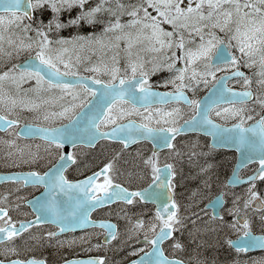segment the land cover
<instances>
[{
	"label": "flooded vegetation",
	"instance_id": "1",
	"mask_svg": "<svg viewBox=\"0 0 264 264\" xmlns=\"http://www.w3.org/2000/svg\"><path fill=\"white\" fill-rule=\"evenodd\" d=\"M237 1L85 0L81 5L82 11L79 14L75 13V15L73 11L62 7L64 11L58 12L59 19L56 25L87 30L84 32L87 35L86 39L99 45V47L109 42L108 44H111L110 49L115 51L118 63L136 58L138 63L147 64L162 61L167 55V59L161 64L162 66L170 64L169 67L153 71L139 69L138 66L135 72L118 69L114 74L107 72L98 75L84 73L83 70L76 69V67L80 68L84 65L80 63V59L83 58L80 55L75 63L71 62L65 70H59L66 75L85 78L86 80L91 79L94 83L88 81L98 88L114 83L121 86L124 82H131L128 87L130 92L127 95L114 98L112 95L108 96L111 104L106 110L104 118L98 124L99 130L105 131L115 124L134 120L143 127L175 132L177 137L171 149L161 152H153L152 146L147 141L125 148L122 143L117 142L118 138L115 136L112 139L97 142L94 147L77 145L71 148L69 152L68 159L71 163L60 171V166L54 168L56 162L63 155L60 144L46 142L40 137L27 135L25 129L21 128V125L25 123H40L38 121L26 122L19 117L16 118L0 111V114L5 118L17 122V125L12 127L14 128L12 132L0 134L2 136L7 135L12 139L13 148L35 150L36 146H41L50 151L24 152L22 155L26 159V164L16 160L13 161L17 163L16 166L13 163L8 164L4 169L0 167V172L35 174V176H20L17 181L0 186V190L3 189L1 192H7L14 196V199L20 201L19 206H16L13 200L7 205L0 204V207L8 209V216L0 221V226L7 223L17 225L21 221L34 218V213L24 202L44 192L45 186L39 184V175H41L42 181L50 187L59 188L62 193L60 199L65 204L63 209L72 210L75 216L82 218V221H65L61 223V226L51 223L31 226L21 235L1 244L0 252L3 247L8 245L23 247L26 250L25 256L12 257L20 259L31 257L42 261V263L34 262L31 264H111L112 258H118L115 264H127L148 253L154 247V240L159 242L161 236L170 235L167 239H163L159 247L162 255L168 259L179 261V264H223L224 258L213 256L220 248L226 253V257H229V252L231 259H233V255L243 257L245 260L240 264H249L255 261L256 257L264 258V250H238L229 247V244L225 248L224 236L227 235L224 234L225 218H230V221L226 223V227L232 228L230 232L235 231L240 235L246 232L259 233L263 236L264 242V227L257 228L254 222L257 211L250 206L255 198L264 199V191L263 193L256 192L257 189H264V172L261 177L256 179L255 171L258 169V163L251 162L242 165L237 174V178L242 180V183L236 187H228L226 183L228 177L233 176L232 169L236 161V153L230 149H211L219 152L210 151V153L214 156L223 155V167H220L219 171H222L220 173L221 189L225 190V193L233 194L238 189L250 191L248 201L239 205L236 211L231 214H227V211L232 203H236L232 202V198L235 196H226L224 192L225 205L218 217H214L209 211L184 214L179 213L178 210L170 218L161 217L156 211L155 205L147 201L148 196H144L143 199L134 196L129 203L117 202L106 207L90 209L91 201L110 184H118L129 191L137 192L144 188L148 190L152 182L162 183V179H155L158 176L157 170L161 167L166 168L171 174L170 186L172 191L176 188L187 189L190 185L188 177L192 174H197L194 185H199L204 178L203 174H206V171L209 173V170H201L198 166L196 168L189 166L187 162L192 163L191 152H177L176 147L182 143L188 145L196 141L207 142L209 138L205 136L203 131L177 129L183 122L193 117L198 100L221 77L224 79L220 80V84L215 88L216 91L227 86L236 90H249L253 93V97L250 100H228L222 104L212 105L209 117L219 125H234L238 131H242V133L232 136L235 139L254 137L255 133H249V131L256 130L257 120H260L259 123L264 129V97L262 100L257 99V88L248 87V84H237L239 79L247 77V70L240 64L229 46L231 38L242 33L243 27H240L239 24L243 23L238 21L224 23L217 19L224 10L229 9L233 2ZM60 5L62 6V4ZM205 8L207 9L206 17H201V21L194 20L192 12L194 15L201 14ZM196 24L203 26L201 31L196 30ZM224 24H231L234 27H224ZM209 30L224 31L226 35H231V38L217 40L214 36L215 33H208ZM69 35L64 34L63 36L68 37ZM82 41L84 40L81 39L79 42ZM208 43L215 44V46L206 65L214 69L223 67L225 69L212 79L200 95L191 96L189 94L191 84H193V88H198L202 84H197L195 81L180 82L177 79L180 75L182 76L183 72L181 61L186 53L194 50L195 46ZM164 44L168 48H161ZM259 44L262 45L264 51V36ZM127 45L133 46L131 49L135 51L136 56L128 54L129 51L125 49ZM90 46L93 44L91 43ZM96 48L101 56L106 54L105 51ZM154 50H158V52H154ZM218 50L221 51V55L214 60ZM226 50L232 56H229ZM138 54L145 56L140 57L137 56ZM93 55H96V52L93 51ZM175 60L176 63H174ZM233 66L235 67L233 68ZM16 72L23 76L21 84L23 89L29 88L33 84H39L47 89L72 87L73 90L86 97V101L95 97V90L89 89L84 83V79H78L77 83L73 85H54L32 70H16ZM254 75L258 76L260 72L254 70ZM10 76L7 68L1 70V79H7ZM172 78L176 83L166 81ZM251 83L254 84L255 79ZM166 84H172V86H165ZM154 91H169L176 94L172 97H163L154 94ZM212 99L215 100L216 97L212 96ZM105 108L106 106H104ZM236 109H247L243 116L251 117L249 119H233ZM16 134L27 140L17 137ZM138 137L145 140L143 135ZM210 159L208 162H213V157ZM180 160H182V164L179 163ZM28 166L33 167L29 168ZM182 177L183 181L179 183ZM71 183H81L83 188L80 189L79 186L76 187ZM176 191L173 192L175 204ZM56 192L57 190H52V194ZM237 202L241 203L239 200ZM193 217L196 219L192 221ZM200 223L207 224L209 229L215 227L216 237L223 236L212 246L210 251L207 250L208 247L199 246L198 240L200 238L194 239L187 233L189 228ZM261 224H264V221ZM246 225L249 228H246ZM75 226H82V229H70ZM111 232L115 234L114 239L105 243L103 239H107ZM122 235L127 237L123 239ZM205 239L206 237L202 238V241L204 242ZM226 242L228 243V239ZM115 248L119 249L120 258L119 256L115 257L119 254H113L112 249ZM9 258L11 257H3V259ZM152 258H160V253ZM152 264H160V261L153 260Z\"/></svg>",
	"mask_w": 264,
	"mask_h": 264
},
{
	"label": "rangeland",
	"instance_id": "2",
	"mask_svg": "<svg viewBox=\"0 0 264 264\" xmlns=\"http://www.w3.org/2000/svg\"><path fill=\"white\" fill-rule=\"evenodd\" d=\"M50 1V12H56L58 9L59 0H49ZM234 4L232 10L226 13L221 20L226 22H231L233 20L242 21L248 23L255 27L254 30H248V33L239 39V36L234 35L231 38V35H226L224 31H208V33H215L217 40L221 39H230L229 46L233 50H237V59L240 61V64L247 70V77L239 79L237 84L247 85L248 87L257 88L258 92L256 94L257 99L262 100L264 97V54L262 45L258 46V43L251 45L247 50L243 48L241 40H253L251 37L255 36L257 39L254 41H259L263 37V26H264V0H239ZM38 3H43V0H40ZM62 4V3H60ZM203 13L194 15L192 12V17L194 20L201 21V17H206L207 9L202 10ZM39 17V13L37 12ZM46 18H50V13H44ZM173 17V16H172ZM188 17V16H187ZM174 19V17H173ZM39 18H36L35 21L31 22L32 24L27 28L18 29L21 26L16 27L19 24V18L16 16H0V72L1 68H7L10 73V77L7 79L0 78V111L9 114L13 117H19L26 122H37L42 125L54 126L61 124L69 120L73 114L80 108V106L87 100L79 92L73 90L72 88H56V89H47L42 87L39 84H33L29 88L23 89L21 86L23 76L21 73L13 70L12 65L16 61L20 60L24 56L28 55L30 52L39 53L44 57L45 60L55 65L58 68H66L71 62H76V59L82 54L83 58L80 59V63H83L82 67L76 69H81L84 73H95L101 75L102 73L109 72L114 74L118 69H123L127 72H135L136 67L139 66V69L146 70H155L164 67H169L170 64L162 66V62L167 59L166 57L162 61L151 62L147 64H140L137 62L136 58L127 59L124 62L118 63L117 56L115 51L110 49L109 42L99 45L94 42H90L86 39V33L83 36L82 42L80 41L79 36L82 32L75 31L74 29H63L65 33H69L68 37L58 36L61 32L59 28H49L40 29L37 28ZM15 23V24H14ZM14 25V27H13ZM197 25V31H201L203 26L201 24ZM16 27V28H15ZM132 30V29H131ZM87 30H84L86 32ZM92 43L93 46H89ZM79 42V43H78ZM215 44H204L195 46L194 50L190 53H186L182 58V76L180 75L177 79L181 82L189 83L191 81L197 82V84H202L198 88H193L191 84V93L194 95H200L205 87L210 84L212 79L217 77L219 72H222L225 68H210L206 65L208 58L212 55V50ZM257 47V49H252ZM98 47L100 50L106 52L104 56H101ZM133 46L127 45L125 49L129 51L128 54L135 55V51L131 48ZM96 52V55H93V51ZM161 48H168L167 45H163ZM158 52V50H154ZM136 56V55H135ZM137 56L144 57L145 55L138 54ZM198 63V60H201ZM118 63V64H117ZM138 65H137V64ZM176 63V60L174 61ZM157 64V65H156ZM4 67V68H3ZM235 66H233L234 68ZM249 68V69H248ZM254 70L259 71L260 75H254ZM255 79V83H251ZM205 80V81H203ZM170 83H176L174 78L167 79ZM165 86H172V84H166ZM246 87V86H240ZM121 112L120 110H118ZM244 109H236V113L233 116V119L246 118L249 119L251 116L244 117L243 113L246 112ZM12 132V131H10ZM9 133V132H8ZM13 141L7 135H0V167L4 169L8 164L11 165L18 160L22 164H26V159L23 157L22 153L24 152H50L46 147L36 146L35 150H21L18 148H13ZM177 152H191V162H187L189 166L200 167L201 170L206 171V174H203V179L199 185L195 184V179L197 174L190 175L189 181L190 185L187 189L178 188L176 191L177 204L179 205V213H198L203 211V205L206 202L210 201L216 194L221 192L225 193V190H222V181L220 177V167H223L222 157L223 155L214 156L210 153L212 150L208 147L206 142H193L188 145L185 143L179 144L176 147ZM220 154V153H219ZM210 157H213V162H208L211 160ZM222 160V161H221ZM182 164V160L179 162ZM16 166L17 163H14ZM29 168L33 166H28ZM0 169V170H1ZM183 181V177L180 179L179 183ZM12 190V189H10ZM0 190V204H10L11 201H15L16 206H19L20 201L14 199V196L10 195L7 192H1ZM9 191V190H8ZM264 189H257L256 192L263 193ZM249 190L238 189L233 194L226 192L225 195L235 196L232 198V202L228 208L227 214H231L236 211L239 205H243L244 202L248 201ZM241 203H238L237 201ZM262 200H264L262 198ZM252 208H255L252 203H250ZM196 218H192V221ZM230 221V218H225V231L224 236L225 248L228 247L226 240L228 238H235L240 235L235 231H231V227H226V223ZM263 220V210L257 212V217L254 220L257 228H263L264 224H261ZM246 228H249L246 225ZM216 228L212 227L209 229L207 224L200 223L193 228H189L187 233L189 236L194 239L200 238L198 244L202 248H207L208 251L211 250L212 246L215 245L219 239L223 236H217L215 234ZM229 233V234H228ZM123 239L127 236L122 235ZM205 241H202V238H205ZM35 245V244H34ZM70 248V247H65ZM113 254H119V249H112ZM26 250L23 247H16L13 245L5 246L1 249V255L3 257H12L24 255ZM229 257H226V253L220 248L217 252L213 254L214 257L224 258L223 264H239L242 262V258L234 256L233 259L230 258V253L228 252ZM25 256V255H24ZM121 257V254L116 255L115 257ZM230 259V260H229ZM117 259L111 260V264H115ZM245 260V259H243ZM250 264H264V258L256 257L255 261Z\"/></svg>",
	"mask_w": 264,
	"mask_h": 264
},
{
	"label": "water",
	"instance_id": "3",
	"mask_svg": "<svg viewBox=\"0 0 264 264\" xmlns=\"http://www.w3.org/2000/svg\"><path fill=\"white\" fill-rule=\"evenodd\" d=\"M14 9L18 10V11H22L23 8L22 7H18L16 6V2H14ZM28 17L30 18V13H28ZM221 55V51L218 50V52L216 53V55L214 56V60L216 58H218ZM18 68H23V67H27V68H36V69H46L48 70V72L46 74H43L47 77H53V78H59V79H64V80H72L71 77H65L62 76L58 73L49 71L50 69L45 66L40 60L39 58H34V57H30L25 59L24 61H22L20 64L17 65ZM245 93L242 92H237L236 90H228L223 88L222 92L219 93L221 98H224L226 95H231V96H238V95H244ZM247 95V93H246ZM218 130H215L214 132H216ZM235 134L237 133H242V131H235ZM248 133V132H247ZM249 133H255L254 137L251 138H239V139H235V138H231L229 140V148L230 149H234L237 152V161L240 162L241 164L243 163H247L249 161H254L256 160L257 162L261 163V161L264 159V132H259L256 130L253 131H249ZM234 134V135H235ZM210 145L213 147H220V141L216 140V139H212L210 141ZM68 148L64 147V156L63 158H61L60 163H65L68 160L67 157V152H68ZM264 171V167H262V165L259 167V169L257 170V174H259L260 172ZM104 192H106V190H104ZM256 205V203H255ZM237 241L231 242L232 246H236ZM158 246V245H157ZM238 246V245H237ZM149 254H154V251H152ZM146 256V255H144ZM158 261H163L162 257L160 258H156ZM163 264H168L167 262L163 261Z\"/></svg>",
	"mask_w": 264,
	"mask_h": 264
}]
</instances>
